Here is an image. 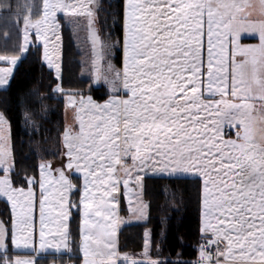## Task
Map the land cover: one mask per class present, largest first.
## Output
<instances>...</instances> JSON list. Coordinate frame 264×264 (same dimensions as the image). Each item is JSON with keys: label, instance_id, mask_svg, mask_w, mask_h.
<instances>
[{"label": "snow or ice", "instance_id": "snow-or-ice-1", "mask_svg": "<svg viewBox=\"0 0 264 264\" xmlns=\"http://www.w3.org/2000/svg\"><path fill=\"white\" fill-rule=\"evenodd\" d=\"M95 5L42 0L18 3L14 12L10 3L0 6L9 9L6 24L22 23L21 51L34 33L39 45L33 47L42 45L57 81L60 19L85 17L93 83L103 82L109 93L102 104L65 93L78 124L62 134L67 160L55 178L52 165L40 163L39 176H25L24 186L15 180L10 124L0 113V199L13 214L8 226L0 221V264H35L12 258L22 249H53L73 259L68 222L74 209L80 264H167L148 256V233L144 259L117 247L121 187L130 203L133 195L140 200L142 173L149 171L195 176L202 184L203 243L194 264H264V0H126L123 40L112 43L94 28ZM249 37L258 43H245ZM117 47L122 69L110 60ZM18 59L0 55L12 67ZM12 67H0V85ZM54 91L64 89L58 84ZM66 170L82 174V188Z\"/></svg>", "mask_w": 264, "mask_h": 264}, {"label": "trees", "instance_id": "trees-1", "mask_svg": "<svg viewBox=\"0 0 264 264\" xmlns=\"http://www.w3.org/2000/svg\"><path fill=\"white\" fill-rule=\"evenodd\" d=\"M10 3L15 11L19 4L40 6L42 0H0V6ZM126 0H98L94 28L105 43L122 41L124 4ZM9 9L0 7V55H17L20 60L14 70L9 85L0 89V113H3L10 124L11 146L15 161V180L24 186L25 176H39L38 166L41 163L40 147L61 141L65 131L64 110L67 95L82 93L91 96L96 102L103 103L108 93L103 88H92L91 79L83 77L82 53L79 51L73 30L67 27L61 18L62 58L61 78L57 81L54 72L43 60L42 45L35 36L28 47L26 55L20 46L23 43L22 23L14 26L11 20L6 24L4 19ZM6 33V35H5ZM111 38V39H110ZM115 64L123 65L122 49L117 47ZM59 84L63 93L54 91ZM47 143V144H46ZM53 145V144H52ZM51 145V146H52ZM40 153V154H39ZM48 156V152H46ZM73 183L82 188L79 177L71 176ZM143 198L147 204L148 217L145 223L124 226L118 235L120 253L139 254L144 252L145 233H151V251L149 256L160 259L167 264H194L199 258V247L202 242L201 212L202 184L199 179L156 178L147 177L142 181ZM72 200L79 196L72 194ZM6 204L0 200V214L6 215ZM121 214L127 215V206L121 202ZM80 217L73 210L69 220V240L73 246L74 258L68 254L57 256H36L33 253H20L31 256L35 264H80L82 255L74 245L78 243Z\"/></svg>", "mask_w": 264, "mask_h": 264}, {"label": "rangeland", "instance_id": "rangeland-1", "mask_svg": "<svg viewBox=\"0 0 264 264\" xmlns=\"http://www.w3.org/2000/svg\"><path fill=\"white\" fill-rule=\"evenodd\" d=\"M254 2L258 3V0H254ZM94 7H95V11H96L97 7H98V0H96V5ZM62 19L65 21L67 27H69L73 30L75 43H76L79 51L83 55V57H82V65H83L82 75H83V77L91 79L92 88L93 87L94 88H103L108 93L107 86L105 84H103V82H101L99 86L96 85L95 83H93L94 73H93V65H92V44H91V41L89 39V33H88V29H87V19L85 17H69V18H62ZM61 27H62V25L60 24V37H61ZM33 36H35L34 33L29 37L31 43H32ZM248 41H251V40H248ZM59 43L61 45V56H62V39H60ZM256 43H258V39H255L254 43H249V44H256ZM26 53L27 52L23 53V57L26 55ZM122 56H123V53H122ZM115 57H116L115 52H113V55L110 57L111 63L114 65V67L116 69H122L123 65L121 67L116 66ZM18 60H20V58ZM105 64H106V62H105ZM52 70L54 71V69H52ZM54 73H55V71H54ZM6 86L7 85H0V88H6ZM66 119H67L65 121L66 127L72 128L73 130H75V127H78V124L75 121V111L72 107L68 106L67 103H66ZM228 135H229V131L226 132V137H228ZM61 139H62V136H61ZM41 151H43V155L41 154L39 157L41 163L42 162L50 163L52 165V174H53V178H55L57 175L55 170L57 168L62 167V165L67 160V157L64 155V152L66 151V149L63 147L62 141H59V143H57L56 141H53V143H48L47 145L40 147V153H41ZM46 152H48V156H47V154H45ZM72 172L74 173V176L79 177L81 179V182L83 184L82 174L76 173L74 171H72ZM2 174L3 173L0 172V175H2ZM66 174L69 175L70 177L72 176L69 172H67V170H66ZM132 187H133V185H132ZM133 188H135V185ZM124 194H125V192H124ZM125 196H126V200H127V204H128L127 215L125 217H120V215H119L120 210L118 211L120 223H119L118 230H117V239H118V235H119L120 230L124 226L130 225V224L145 223L147 221V217H148V210H147L148 206H147L146 202L144 201L142 192H141L140 200H137L135 198V195H133L131 197V203L129 202V199H130L129 196L127 194H125ZM0 200L5 203V201L3 199H0ZM5 204H6V210H5L6 215L4 216L3 214L2 215L0 214V221H3L5 223V225L8 226L10 224V222L13 220V214L11 211L10 204H8V203H5ZM143 205H146V207H142ZM141 208L143 211V215L140 214ZM118 209H119V205H118ZM147 233L150 235V238H151V233L150 232H147ZM117 247H118V250H120L118 240H117ZM150 252L152 253V251H151V239H150V248H149L148 256H149ZM20 253H32V252L30 250H26V249L17 250L12 258L13 259H15V258L30 259L31 258V256H28V255L23 256ZM41 253H44V254H42L40 256H48V255L62 256V255L67 254V253H57L53 249H49L46 252H41ZM152 254L156 255L157 257H161V254H159V253L153 252ZM81 255H82V253H81ZM121 255H124V254L121 253ZM127 255L130 258L136 259V260L144 259L143 253L127 254ZM149 257L154 261H161L160 259L155 260V258H152L151 256H149Z\"/></svg>", "mask_w": 264, "mask_h": 264}, {"label": "crops", "instance_id": "crops-1", "mask_svg": "<svg viewBox=\"0 0 264 264\" xmlns=\"http://www.w3.org/2000/svg\"><path fill=\"white\" fill-rule=\"evenodd\" d=\"M62 39V38H61ZM248 40H251V41H248ZM245 43H254L255 42V38H248V39H246L245 41H244ZM61 58H62V56H61ZM18 63H19V60H17V63H16V65L14 66V67H12L11 65H9L8 63H6L5 61H0V67H12V75H13V73H14V70L16 69V67H17V65H18ZM46 63V62H45ZM47 65V64H46ZM52 70V69H51ZM53 71V70H52ZM54 72V71H53ZM55 74V73H54ZM12 75H11V77H12ZM56 76V75H55ZM11 77L9 78V80H8V83L7 84H5V85H9V82H10V80H11ZM6 86V87H7ZM0 89H5V88H0ZM216 99H219V97H216ZM97 103H100V102H97ZM64 120L66 121L67 119H66V108H65V110H64ZM65 128H66V126H65ZM78 129V127H75V130H77ZM74 130V131H75ZM227 131H229L228 129H225V133L227 132ZM231 132L232 133H234L235 132V129H232L231 130ZM226 138H228V137H226ZM234 138V137H233ZM61 141H62V139H61ZM128 164H130L131 162H130V160H127L126 161ZM0 172H2V171H0ZM71 175H74V173L73 172H69ZM142 175L144 176V179L145 178H147V177H156V178H173V177H169L167 174H157V173H155V172H151V171H149V172H147V173H142ZM78 176V175H77ZM189 179H198V178H196L195 176H189L188 177ZM142 183V182H141ZM83 185V184H82ZM124 192H125V190H124V188L123 187H121V193H120V195H119V215H120V217H125V216H122V214H121V202H122V200H124V203L126 204V206H127V208H128V204H127V200H126V196H125V194H124ZM201 205H202V201H201ZM202 222H203V217H202V212H201V228H202ZM68 224H69V222H68ZM118 240V239H117ZM33 254H35L36 256H40V255H42V254H44V253H39V254H36V253H33ZM54 254V253H53ZM31 260H33L32 258H30Z\"/></svg>", "mask_w": 264, "mask_h": 264}, {"label": "built area", "instance_id": "built-area-1", "mask_svg": "<svg viewBox=\"0 0 264 264\" xmlns=\"http://www.w3.org/2000/svg\"><path fill=\"white\" fill-rule=\"evenodd\" d=\"M202 243H203V241H202ZM210 251H211V249H210Z\"/></svg>", "mask_w": 264, "mask_h": 264}]
</instances>
